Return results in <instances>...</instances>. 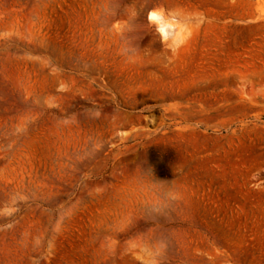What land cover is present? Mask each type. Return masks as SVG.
<instances>
[{
  "label": "rangeland",
  "instance_id": "rangeland-1",
  "mask_svg": "<svg viewBox=\"0 0 264 264\" xmlns=\"http://www.w3.org/2000/svg\"><path fill=\"white\" fill-rule=\"evenodd\" d=\"M0 264H264V0H0Z\"/></svg>",
  "mask_w": 264,
  "mask_h": 264
},
{
  "label": "bare ground",
  "instance_id": "bare-ground-1",
  "mask_svg": "<svg viewBox=\"0 0 264 264\" xmlns=\"http://www.w3.org/2000/svg\"><path fill=\"white\" fill-rule=\"evenodd\" d=\"M150 20L157 23L158 31L164 41H170L176 33V28L170 20L162 14L151 13Z\"/></svg>",
  "mask_w": 264,
  "mask_h": 264
}]
</instances>
